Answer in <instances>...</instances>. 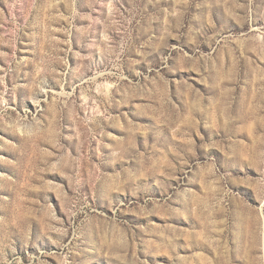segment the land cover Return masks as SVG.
Segmentation results:
<instances>
[{
	"label": "rangeland",
	"instance_id": "1",
	"mask_svg": "<svg viewBox=\"0 0 264 264\" xmlns=\"http://www.w3.org/2000/svg\"><path fill=\"white\" fill-rule=\"evenodd\" d=\"M0 264H264V0H0Z\"/></svg>",
	"mask_w": 264,
	"mask_h": 264
}]
</instances>
